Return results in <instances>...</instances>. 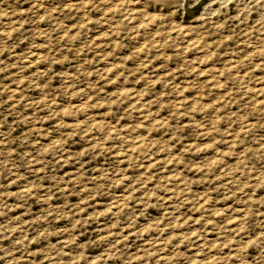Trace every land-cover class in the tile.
Segmentation results:
<instances>
[{
    "label": "rangeland",
    "instance_id": "obj_1",
    "mask_svg": "<svg viewBox=\"0 0 264 264\" xmlns=\"http://www.w3.org/2000/svg\"><path fill=\"white\" fill-rule=\"evenodd\" d=\"M0 264H264V0H0Z\"/></svg>",
    "mask_w": 264,
    "mask_h": 264
},
{
    "label": "bare ground",
    "instance_id": "obj_2",
    "mask_svg": "<svg viewBox=\"0 0 264 264\" xmlns=\"http://www.w3.org/2000/svg\"><path fill=\"white\" fill-rule=\"evenodd\" d=\"M155 1H163V2H175V1H177L178 2V0H155ZM183 2V1H182ZM7 32V31H6ZM6 36V35H5ZM34 53V52H33ZM37 53V52H36ZM34 55V54H33ZM37 55V54H36ZM38 56V55H37ZM24 191V190H23Z\"/></svg>",
    "mask_w": 264,
    "mask_h": 264
}]
</instances>
